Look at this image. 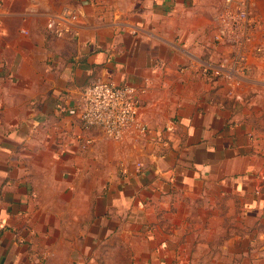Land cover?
Segmentation results:
<instances>
[{
	"label": "rangeland",
	"instance_id": "obj_1",
	"mask_svg": "<svg viewBox=\"0 0 264 264\" xmlns=\"http://www.w3.org/2000/svg\"><path fill=\"white\" fill-rule=\"evenodd\" d=\"M81 1L92 3L95 15L106 19L105 12L117 5L114 0L51 4L61 7ZM222 3L185 0L184 9L197 11V18L186 33L173 34L178 46L173 52L181 59L166 93L158 90L143 99V111L151 107V121L144 115L145 134L130 133L113 141L76 118L52 131L55 136L50 135L46 146L56 152L42 153L47 165L43 161L42 168L33 171L38 223L34 254L41 264H264V209L248 206L247 193H225L211 181L196 191L186 190L148 177L155 158L165 154L164 144L171 142L166 133L172 102L194 94L209 106L227 110L232 122L248 128L251 153L263 176L255 183L264 192V90L253 80L231 87L200 74V65L215 62L226 52L212 37ZM251 4L264 15V0ZM1 53V59L14 62L44 57L42 48L28 43L17 44L7 55ZM188 57L195 68L185 63ZM9 73L0 66V79L9 78ZM249 77L256 79L257 74L251 72ZM38 202H44L42 208Z\"/></svg>",
	"mask_w": 264,
	"mask_h": 264
},
{
	"label": "crops",
	"instance_id": "obj_2",
	"mask_svg": "<svg viewBox=\"0 0 264 264\" xmlns=\"http://www.w3.org/2000/svg\"><path fill=\"white\" fill-rule=\"evenodd\" d=\"M114 1V9L105 12L108 19L95 15L92 3L65 4L79 14L72 38L47 34L46 20L60 7L52 6V0H15L0 15L1 55L19 43L44 50L43 58H0V66L11 72L0 79V264H41L34 254L38 223L33 171L43 161L47 165L42 153L56 152L46 146L50 135L55 136L52 131L74 118L79 121L69 111L84 87L100 78L142 89L140 118L145 123L151 121V107L143 111V99L158 90L166 93L173 80L171 73L181 59L173 52L178 47L173 34L186 33L197 11L185 10V0ZM189 59L185 63L195 68ZM170 107L166 134L171 142L164 144L165 154L155 158L148 177L195 191L204 181L216 182L225 193H247L252 209H264V192L257 184L263 176L251 153L248 128L194 94Z\"/></svg>",
	"mask_w": 264,
	"mask_h": 264
},
{
	"label": "built area",
	"instance_id": "obj_3",
	"mask_svg": "<svg viewBox=\"0 0 264 264\" xmlns=\"http://www.w3.org/2000/svg\"><path fill=\"white\" fill-rule=\"evenodd\" d=\"M13 1L0 0V15ZM251 1L223 0L215 19L213 41L226 52L218 61L200 66L204 78L231 87L253 80L264 90V15L252 9ZM78 24V12L63 5L49 14L45 29L51 38H72ZM251 72L257 74L256 79L249 77ZM142 92L132 85H116L96 78L84 87L77 106L69 113L76 115L84 127L98 129L113 141L130 133L142 135L147 131L140 118Z\"/></svg>",
	"mask_w": 264,
	"mask_h": 264
}]
</instances>
